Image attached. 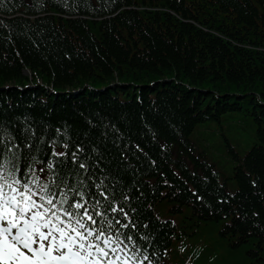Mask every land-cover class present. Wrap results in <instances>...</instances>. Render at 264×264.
Returning <instances> with one entry per match:
<instances>
[{
	"label": "trees",
	"instance_id": "obj_1",
	"mask_svg": "<svg viewBox=\"0 0 264 264\" xmlns=\"http://www.w3.org/2000/svg\"><path fill=\"white\" fill-rule=\"evenodd\" d=\"M2 85L0 158L21 173L51 163L41 184L118 202L156 251L173 227L153 208L169 203L229 247L210 264H264V0H0ZM248 126L242 155L228 135Z\"/></svg>",
	"mask_w": 264,
	"mask_h": 264
},
{
	"label": "snow or ice",
	"instance_id": "obj_2",
	"mask_svg": "<svg viewBox=\"0 0 264 264\" xmlns=\"http://www.w3.org/2000/svg\"><path fill=\"white\" fill-rule=\"evenodd\" d=\"M16 159L13 154L0 163V264H117L118 249L105 238L104 230L93 227L98 223L94 217L104 213H92L76 195L69 199L65 193L57 201L52 191L55 173L51 185L41 184L35 175L25 182L23 173L17 176ZM72 159L75 163V154ZM52 169L48 163L39 171ZM78 195L83 198L85 193ZM110 255L115 258L109 259Z\"/></svg>",
	"mask_w": 264,
	"mask_h": 264
},
{
	"label": "rangeland",
	"instance_id": "obj_3",
	"mask_svg": "<svg viewBox=\"0 0 264 264\" xmlns=\"http://www.w3.org/2000/svg\"><path fill=\"white\" fill-rule=\"evenodd\" d=\"M228 119H230V117L228 115H225L223 119V124H225L226 127L232 125L228 122ZM235 125L241 126L242 129H245L247 127L246 122H241ZM232 136L228 135V137L232 139V141H234L236 148L238 149V151L241 152L242 155H244L245 152H247L253 146L252 143L255 137L252 126H248L247 131H243V134L238 135L237 138L235 137L236 135H234L233 137ZM220 137L222 140L224 139V135L221 134ZM201 147L203 149L205 148L203 146ZM206 149L209 157L214 158L215 161H217L218 166L225 170L226 176L228 178L232 174V169H231L232 163L229 162L228 155L225 154L223 148L218 145H214ZM225 182L227 184V188L230 193H234L237 190L238 185L236 184L234 179L232 178L226 179Z\"/></svg>",
	"mask_w": 264,
	"mask_h": 264
}]
</instances>
